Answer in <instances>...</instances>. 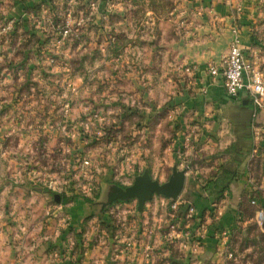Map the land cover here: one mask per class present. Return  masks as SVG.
Returning <instances> with one entry per match:
<instances>
[{"label": "rangeland", "instance_id": "obj_1", "mask_svg": "<svg viewBox=\"0 0 264 264\" xmlns=\"http://www.w3.org/2000/svg\"><path fill=\"white\" fill-rule=\"evenodd\" d=\"M49 1L58 7L61 15L58 25L62 24V29L65 13L69 9H75L73 2ZM202 1L109 0L110 13L113 10L124 13V20L121 21L124 30L119 31L116 22V27L113 26L109 33H105L108 45L97 49L98 55L110 56L114 61L106 66L90 65L86 61L88 53H83L72 66L84 74L83 82L87 85H83L84 90H90L86 73L92 71V67L101 68L100 73L105 72L106 77L100 74L96 79V89L107 86V92L103 96V93L99 94L104 101L98 102L97 96L94 103H109L112 107L97 108L90 105L77 113L67 111L66 107V111L60 112L59 115L56 112H48L42 107V101L34 96L36 93H33L42 87L40 80L44 67L56 66L58 70L69 72L70 65L62 61L52 65L53 60H56L50 58V65L40 64L41 69L37 71V75H33L32 68L37 67L36 64H12L4 60L0 63V93L13 87L17 93L26 94L33 100V104H29L32 109L27 115L15 111L6 117V123L3 119L5 114L1 113L0 116V233L7 231L13 237H22L25 232L33 231L36 237L42 239L46 234L57 232L58 223L61 233L76 235L78 241L71 244L76 250L82 251L85 248L83 238L89 233L96 235L95 238L100 237L91 241V244H104L103 238L105 242L109 241L106 246L113 248L116 259L114 264L119 261L117 255L120 249L124 248L122 244L128 250L133 247L132 243L119 242L124 234H129L134 240H140L142 231H150L139 230L142 219L147 217L161 219V225H165L163 230H167L164 234L166 245H171L176 254H179L180 247L191 245L198 248L203 244L202 236L196 234V230L192 233L199 236L198 241L195 238L187 239L184 234L186 229H190L187 226L189 220L193 217L202 218V215L197 213L195 204L187 202L190 199L187 186L194 188L197 185H205V182L201 183L199 176L193 173V170L195 172L202 165L203 159H193L188 157L190 154L185 153L187 148L192 146L195 151L201 145H190L189 141H185L187 139L184 135L178 133L181 129L173 124L172 119V105L175 106L173 97L177 87L172 89L170 85L167 86L172 83L171 80L184 78L186 63H181L180 59L175 57L168 60L163 55L167 40L179 39L188 34L186 24L193 18L192 11H200L203 7L200 4ZM5 2L6 0H0V7H4ZM82 2L84 4L81 7L88 9V1ZM260 5L263 16L258 19V23L264 25V0L260 1ZM5 15L1 9L0 39L12 36L11 32L1 29L7 22ZM16 24H19L17 20ZM25 26L29 28L30 22L27 21ZM156 29L159 31L157 44L151 40L156 37ZM120 35L126 40H120ZM68 36L60 39L59 34L58 39L76 40L74 31ZM163 36L166 42L161 40ZM255 37L258 41L256 45L261 44L264 36L256 34ZM28 39L32 41L31 38ZM154 50L158 53L153 68L156 73L151 72L152 67L146 63L153 57ZM126 54L130 59L125 63L123 71L128 73L124 75L129 78L123 81L121 76L115 73H118V57H125ZM138 56L143 60L140 67L146 74L139 75V80L143 79L142 89L140 86H134L138 78ZM253 65L261 70L264 76V70ZM154 75H157L158 80H162L156 93L151 90L149 84L152 81L149 77ZM83 93L84 95L78 98V104L85 101L88 103H83L84 106L91 104L86 93ZM16 99L22 100V97L17 96ZM109 108H112L111 111ZM24 118L28 119L27 125H23ZM256 123L255 119L254 125ZM53 124L55 126H52ZM213 155L216 153L211 156ZM84 159L89 161L87 167H82ZM173 167L186 168L185 184L176 200L155 194L144 203L143 209L138 211L135 198H111L118 188L123 189L131 185L134 178L145 169L152 179L163 183L169 179ZM189 173L191 175H187ZM51 181L53 185H58L55 191L49 188ZM210 181L211 179L207 183ZM219 198L216 197V200ZM176 201L177 208L172 209L171 205ZM70 205L75 208L70 209ZM181 206L183 207L180 209ZM189 206H193L195 212L187 221ZM73 215L77 217L76 225L71 223ZM48 218L53 221L49 225ZM128 223L130 228L126 226ZM172 224L175 228H171ZM220 235L221 241L218 244L231 253L227 254L228 264H264V211L261 221L255 219L247 224L231 240L229 229H223ZM51 243L50 248L55 247V243ZM143 255L146 258L145 264H153L154 260L151 262L147 252ZM173 264L177 263L173 261Z\"/></svg>", "mask_w": 264, "mask_h": 264}, {"label": "crops", "instance_id": "obj_2", "mask_svg": "<svg viewBox=\"0 0 264 264\" xmlns=\"http://www.w3.org/2000/svg\"><path fill=\"white\" fill-rule=\"evenodd\" d=\"M74 1L75 9L72 10L70 24L73 21H81L72 28L75 41L58 39L62 25H58V20L61 15L58 7L49 0H6L5 6L0 7V10L5 12L6 19L19 22L12 30L10 38L0 39V63L4 60L12 64H36L38 66L32 68L33 75H37V71L41 69L40 64L50 65V58L56 60H53L52 65L59 61L70 65L69 72L58 70L56 66L44 67L40 80L42 87L39 91H33L36 93L34 96L42 101L44 110L56 112L58 115L66 111V107L67 111L74 113L84 111L86 106L90 105L97 108L112 107L109 103H94L99 94L103 93V96L107 92V86L96 89V79L100 74L106 77L105 72L100 73L101 68L92 67V71L86 73L90 90H84V74L72 65L83 53H88L86 61L90 65L112 64L114 60L110 56L98 55L97 48L108 45L105 33H109L113 26L116 27V22L117 29L124 30L121 27L124 13L118 10L110 13L109 0H99L97 11L81 7L84 4L82 0ZM260 1L203 0V3H200L203 6L200 11L194 9L191 13L193 18L186 24L188 34L185 37L167 42L164 36L161 39L166 42L167 47L163 50V55L168 60L175 57L180 59L181 63L194 65L192 72H185L183 79L171 80L172 83L167 86L170 85L172 89L177 87L173 97L175 106L172 105V119L173 124L181 129L178 133L184 135L187 139L185 141H189L190 145H201L195 151L191 146L185 153L190 154L188 157L193 159H203L202 165L195 172L192 170L205 185H197L194 188L187 186L191 199L187 202H193L197 213L202 215L200 219L193 217L189 220L188 226L191 231L196 230V234H201L203 244L198 248L191 245L180 247L179 254H176L171 245H166L164 234L167 230H163L165 225H161V219L147 217L142 219L139 230L150 231H142L140 240H134L129 234H124L119 240L121 244L124 241L126 244L132 243L133 247L128 250L122 244L124 248L120 249L117 255L119 261L116 264H145V252L150 255L151 262L154 260L153 264H169L170 256L171 264L173 261L177 264H228L227 254L231 253L218 244L221 241L220 232L229 229L231 240L244 226L255 221L259 209L264 211V110L257 112L254 130L251 125L254 107L250 95L241 91L237 97H231L224 88L222 77H212L206 69L207 63L218 64L228 52L233 37L231 29L235 25L245 59L264 70V39L262 38L261 44L256 45L258 41L255 37L256 34L264 36V25L258 23V19L263 16ZM236 4L240 7L239 12L236 10ZM27 21L30 22L29 28L25 26ZM156 30V37L151 40L157 44L159 31ZM18 33L20 34L17 35ZM121 36L120 40H126L123 36L121 39ZM50 49L54 50V53L49 51ZM152 54L153 57L146 63L152 67L151 72L156 73L153 68L158 53L154 50ZM125 57H118V73H115L121 76L123 81L129 78L125 76L128 73L124 72L123 68L130 57L127 54ZM138 60V81H134V86H140L142 89L143 79L139 80V75L144 73L140 67L143 62L141 56H138ZM149 78L152 80L149 82L151 90L156 93L162 80H158L157 75ZM6 91L0 93V116L1 113L5 114V123L6 117L15 111L27 115L32 109L29 104L33 101L28 95L17 93L13 87ZM83 92L91 104L84 106L83 103H88L86 101L78 104V98L84 95ZM17 96L22 97V100L16 99ZM97 101L104 100L99 96ZM111 109L109 108V111ZM27 120L23 119V125L28 124ZM215 153L216 155L211 156ZM209 179L211 181L207 183ZM223 184L227 185L216 200V188ZM187 189L185 187V190ZM252 200L255 201L254 204L251 203ZM70 206V209L75 208ZM76 218L72 216L73 225L78 223ZM52 222V219L48 218V225ZM126 226L130 228L129 223ZM159 227L162 229H158ZM59 230L57 223V232L46 234L42 239L36 237L33 231L25 232L22 237H13L7 231L0 233V264H114L113 261H116L113 248L106 246L109 241L105 242L104 238V244H91V241L100 237L95 238L96 235L87 234L86 238H83L85 248L81 251L71 245L78 241L74 233H61ZM51 242L55 243V247L50 248Z\"/></svg>", "mask_w": 264, "mask_h": 264}, {"label": "built area", "instance_id": "obj_3", "mask_svg": "<svg viewBox=\"0 0 264 264\" xmlns=\"http://www.w3.org/2000/svg\"><path fill=\"white\" fill-rule=\"evenodd\" d=\"M74 4L76 3L74 0H71ZM88 7L90 11H97L99 7V0H87ZM237 12L240 11L239 5L236 7ZM32 18L34 16L32 15ZM65 24L63 25L62 29L60 28L59 34L61 35L60 39L68 38L72 28L74 26L80 24L81 21L75 22L72 20V11L69 9L65 15ZM16 25L15 19H7L5 25L1 27L2 31H9L12 32ZM233 33V37L228 49V52L223 56L222 60L218 63H207L206 69L208 73L212 77L220 76L223 79V85L228 95L231 97H237L241 91L247 92L253 103V113L251 116V125L256 129L255 119L257 117V112L260 110H264V76L261 70H259L256 66L249 63L244 56V49L242 44L240 43L238 37V28L234 25L231 29ZM194 70V65H186L184 67V71L186 73H190ZM89 165V161L84 159L82 161V167H87ZM57 184L53 185L52 181L49 182V188L53 191L56 190ZM63 188V187H62ZM252 204L255 203L254 200L251 201ZM178 202H174L171 205L172 209H176ZM195 210L193 206H189L187 209V221L189 218L193 217ZM256 219L261 221L263 219V210L259 209L256 214ZM188 226V222H187ZM175 228V225L172 224L171 228ZM184 234L186 235L187 239L195 238L197 241L199 236L192 233V231L188 228L185 230Z\"/></svg>", "mask_w": 264, "mask_h": 264}, {"label": "water", "instance_id": "obj_4", "mask_svg": "<svg viewBox=\"0 0 264 264\" xmlns=\"http://www.w3.org/2000/svg\"><path fill=\"white\" fill-rule=\"evenodd\" d=\"M186 168L178 169L172 168V173L166 182L160 183L159 181L152 179L148 170H144L140 175L134 178L131 185L118 188L111 198H119L123 200L133 199L137 200V209L141 211L144 203L153 195H164L171 198L172 201L176 200L185 184ZM58 200V198H56Z\"/></svg>", "mask_w": 264, "mask_h": 264}, {"label": "trees", "instance_id": "obj_5", "mask_svg": "<svg viewBox=\"0 0 264 264\" xmlns=\"http://www.w3.org/2000/svg\"><path fill=\"white\" fill-rule=\"evenodd\" d=\"M216 185H217V183H216ZM215 185V186H216ZM227 185V184H226ZM226 185H222V186H220V187H218V188H216V191H217V193H218V198L222 195V192H223V190H224V188L226 187Z\"/></svg>", "mask_w": 264, "mask_h": 264}]
</instances>
